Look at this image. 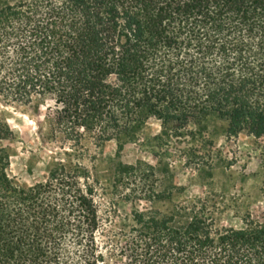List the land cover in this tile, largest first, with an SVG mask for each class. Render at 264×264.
<instances>
[{
    "label": "trees",
    "instance_id": "16d2710c",
    "mask_svg": "<svg viewBox=\"0 0 264 264\" xmlns=\"http://www.w3.org/2000/svg\"><path fill=\"white\" fill-rule=\"evenodd\" d=\"M0 97L53 102L56 137L116 140L118 157L151 117L159 138L213 114L231 136H264V0H0ZM13 137L0 118V264H264V218L222 226L204 198L134 208L128 230L106 234L95 185L84 174L74 189L67 163L17 183Z\"/></svg>",
    "mask_w": 264,
    "mask_h": 264
},
{
    "label": "rangeland",
    "instance_id": "374dc122",
    "mask_svg": "<svg viewBox=\"0 0 264 264\" xmlns=\"http://www.w3.org/2000/svg\"><path fill=\"white\" fill-rule=\"evenodd\" d=\"M56 109L51 101L19 104L0 97V118L14 133L3 142L9 152L8 171L26 187L45 182L59 162L78 175L72 179L74 189L89 177L100 214L107 219L106 234L128 230L134 208L169 213L175 204L196 198L215 205L222 226H244L247 213L264 218V136L247 131L231 136L228 121L213 114L202 124H189L181 135L159 138L162 122L151 117L139 138L127 142L118 157L116 140L98 146L87 135L77 145L56 137ZM119 160L135 170L118 176ZM99 239L103 244L107 237ZM121 260L115 255L107 264Z\"/></svg>",
    "mask_w": 264,
    "mask_h": 264
}]
</instances>
